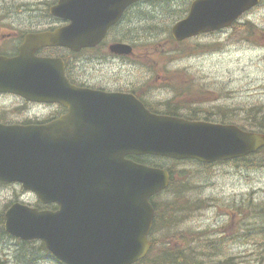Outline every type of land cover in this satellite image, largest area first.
Wrapping results in <instances>:
<instances>
[{
  "label": "water",
  "instance_id": "95a60500",
  "mask_svg": "<svg viewBox=\"0 0 264 264\" xmlns=\"http://www.w3.org/2000/svg\"><path fill=\"white\" fill-rule=\"evenodd\" d=\"M134 1L59 0L51 12L70 23L30 41L36 47L91 45ZM258 1L195 0L187 16L173 25L172 36L181 40L228 27ZM113 50L129 54L131 47L119 44ZM31 51L23 49L20 59L27 58ZM1 60L0 65L11 70L0 72V89L21 95L31 93L28 84L36 80L30 69L51 66L47 58L27 64ZM61 79L62 75L46 78L50 91L45 97L31 98L71 101L68 106L75 105L73 100L86 101L93 114L96 107H104V114L109 116L104 139L97 142L89 138L79 143L67 134L57 137L52 123L44 127L45 141L40 144L44 155L33 157L25 150L27 145L35 150L38 141L27 144L22 127L8 128L13 136L0 140V177L21 181L24 187L35 190L42 202L58 204L57 211L49 212L14 203L5 213L4 225L5 231L15 237L42 239L53 256L65 264H133L151 247L147 236L154 210L149 198L167 187L168 172L134 162L126 155H162L210 163L245 156L264 146L262 133L235 125L156 115L132 95L79 90L66 86ZM39 161L45 163L42 180L29 175L31 169L26 167Z\"/></svg>",
  "mask_w": 264,
  "mask_h": 264
},
{
  "label": "rangeland",
  "instance_id": "374dc122",
  "mask_svg": "<svg viewBox=\"0 0 264 264\" xmlns=\"http://www.w3.org/2000/svg\"><path fill=\"white\" fill-rule=\"evenodd\" d=\"M29 1L38 11H44L52 0ZM181 4L178 0L146 3L128 13L134 21L130 24L133 31L126 24L125 32L126 38L134 42V53L127 61L137 66L156 63L157 72H161L162 65H167L168 71L163 70L166 74L204 76L205 81L200 83L221 87V101L223 105L235 107L237 122L250 105L264 107V0L243 14L230 32L227 31V36L206 44L171 41L169 28L183 15L184 12L179 11L183 8ZM172 5L175 7L171 8ZM125 71L128 78L138 69L127 65ZM229 107L224 109L226 113ZM147 159L173 168L177 183L182 178L191 185L192 189L185 193L189 206L182 211L185 219L179 226L188 240H194L192 254L208 243L209 255L204 259H210L213 264H233L231 259L236 258H242V263L237 260L238 264H264V212L253 211L264 206V167L252 169L232 162L203 166L195 161L175 165L165 158ZM182 169L186 170V177L179 173ZM17 196L0 192V215L4 205ZM152 235L158 242L171 239L162 236V230L158 229ZM240 236H244L241 241L249 243L240 242ZM29 250L28 245L6 238L0 232V258L7 259V264H28L29 258L20 256L22 252L27 256ZM41 255L50 257L46 253ZM49 260L36 264H59Z\"/></svg>",
  "mask_w": 264,
  "mask_h": 264
},
{
  "label": "flooded vegetation",
  "instance_id": "af4514ba",
  "mask_svg": "<svg viewBox=\"0 0 264 264\" xmlns=\"http://www.w3.org/2000/svg\"><path fill=\"white\" fill-rule=\"evenodd\" d=\"M173 1L143 0L134 2L125 9L119 19L107 29L104 36L95 45L73 50L58 45L36 47L30 41L33 39L31 35L53 32L69 23L68 20L50 13V8L57 4L58 0H52L44 11H38L37 7L31 6L33 4H30L29 0H0V58H15L17 64H27L30 62L29 59L34 61V58H50L51 61V66L48 68L34 67L30 69L31 72H35L36 78L33 83L28 84V88L32 90L31 93L21 95L0 91V140L3 136H13L12 132H8L6 129L22 127L25 143L38 141L35 150L30 149L27 145L26 155L40 157L42 153L44 155V148L40 145L42 140L45 141L44 127L54 123V135L57 137L67 134L79 143L86 142L89 138L102 142L106 135V128L109 127V116L104 114L106 111L104 107H96V114H93V108L86 106V101L73 100L75 105L68 106L66 104L72 103L71 101L45 102L31 99V96H36V90L40 92L37 96L45 97L51 88V84L46 83V78L52 80L60 75L68 84L79 90L107 94H131L140 100L149 111L157 114L174 115L195 121L227 122L222 118V107L225 105L221 101V87L212 83H200L205 81L204 76L163 73L164 69L166 72L168 71L167 65H162L161 72H157L156 63L155 65H150V63L141 66L131 65L130 61H127V55L111 50L113 44L127 43L132 47V54L134 53V42L126 38L125 32L126 24L133 31L130 24L134 21L132 17L128 16L130 11L142 4L146 5V3L152 5ZM178 1L182 3L183 7L179 11L184 13L173 24L185 17L193 0ZM173 7L175 6L172 5L171 8ZM231 28L232 26L181 41L173 39L171 41L176 44L188 41L201 44L211 43L222 35H226ZM23 49L32 51L26 56L27 58L21 60L20 54ZM1 65L0 72L11 70V68ZM127 65L137 67L138 71L134 76L126 78L125 67ZM63 83L68 86L66 82ZM230 116V121H232V117L236 118L234 106L230 111ZM26 167L31 169L28 171L29 175H37L40 180L45 177V163H40V161L38 164L27 163ZM36 170H38V174H36ZM15 190L16 192H14ZM0 192L18 195L16 200H11L4 205L1 211L2 218L4 211L15 201L43 211H55L58 208L56 203L39 201L35 192L23 187L20 182L0 179ZM20 195L21 200H19ZM0 224L3 225L1 219Z\"/></svg>",
  "mask_w": 264,
  "mask_h": 264
},
{
  "label": "trees",
  "instance_id": "16d2710c",
  "mask_svg": "<svg viewBox=\"0 0 264 264\" xmlns=\"http://www.w3.org/2000/svg\"><path fill=\"white\" fill-rule=\"evenodd\" d=\"M222 118H231V116L229 114L226 115L223 112ZM242 119H240L239 122H236V125L249 131L264 133V107L258 105H250L249 107H247V110L245 111ZM133 158L138 162H145L150 165L162 168L161 165L149 161L146 156ZM233 161L235 165L249 166L252 169H255L256 167H264V148L254 154L240 157ZM172 162L176 165L181 163L182 161L172 160ZM164 168L168 170L170 175L169 186L167 189L151 198V204L153 205L155 211L153 226L150 232L152 247L148 254L142 260L136 262L135 264H213L209 262L210 259H204L209 255L207 252L208 243L207 245L203 246V249L196 250L195 253L192 254L191 247L193 246H191V243L194 240H188L184 232L180 231L179 224L185 219L183 218V214L181 213L189 206L187 202H185V193L192 189L190 183L187 182L186 179L183 180L182 178H180L179 183H177L175 179L174 169L171 167ZM179 173L182 176L186 177V170H179ZM253 211L255 213L264 212V206H260V210H257V208H255L253 209ZM229 225L230 223L228 224V226ZM157 229L162 230V236L167 235L171 239L166 242H158L157 239L152 235L154 230L156 231ZM241 238H244V236L238 237L240 242L249 243V241L247 240L241 241ZM23 244L28 245L30 247V250L27 256L24 252H22L20 258H29L31 262H28V264H36L39 259L44 258L41 255L42 253L43 255L45 253L47 254V251L42 244L35 245L33 242H23ZM39 256L40 258L38 259L37 257ZM194 257H199L200 259L197 260L198 258L196 259ZM20 258L16 259V261H18ZM240 259L242 258L231 259V261L233 264L234 262H236L235 264H238L237 260L238 262L240 261L242 263ZM7 263V259L3 260L2 258H0V264Z\"/></svg>",
  "mask_w": 264,
  "mask_h": 264
}]
</instances>
